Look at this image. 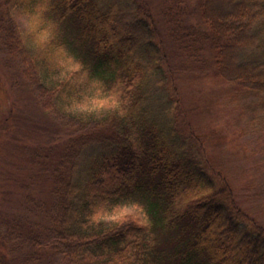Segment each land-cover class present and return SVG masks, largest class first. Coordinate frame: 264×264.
<instances>
[{"label": "trees", "instance_id": "16d2710c", "mask_svg": "<svg viewBox=\"0 0 264 264\" xmlns=\"http://www.w3.org/2000/svg\"><path fill=\"white\" fill-rule=\"evenodd\" d=\"M232 3L0 0L2 43L74 131L51 165L52 202L29 195L0 211V264H264V223L183 103V74L213 69L238 86L248 127L264 119V0ZM100 96L115 100L102 114L92 111ZM123 202L147 217L106 221Z\"/></svg>", "mask_w": 264, "mask_h": 264}, {"label": "rangeland", "instance_id": "374dc122", "mask_svg": "<svg viewBox=\"0 0 264 264\" xmlns=\"http://www.w3.org/2000/svg\"><path fill=\"white\" fill-rule=\"evenodd\" d=\"M218 1L224 8L233 5L232 0ZM15 18L29 30V16L19 12ZM1 38L0 33V211L7 212L20 208L29 195L52 202L51 165L74 131L55 118L54 109L42 104L40 89L45 88L29 76L31 65L22 54L8 51ZM65 59L67 67L77 65L71 55ZM182 78L183 103L204 145L237 186L242 206L264 223V119L248 127L249 116L241 115L242 107L233 99L238 86L213 69H195ZM93 100L92 111L99 114L115 105L109 96ZM72 107L73 114L89 117L84 106ZM251 193H257L258 200ZM126 213L147 217L141 204L123 202L104 219L110 222Z\"/></svg>", "mask_w": 264, "mask_h": 264}]
</instances>
